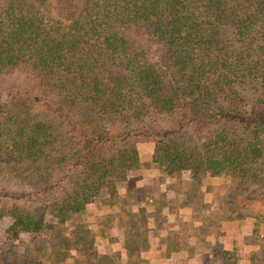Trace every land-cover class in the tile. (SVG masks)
Masks as SVG:
<instances>
[{
	"label": "trees",
	"instance_id": "trees-1",
	"mask_svg": "<svg viewBox=\"0 0 264 264\" xmlns=\"http://www.w3.org/2000/svg\"><path fill=\"white\" fill-rule=\"evenodd\" d=\"M145 141L169 176L235 175L219 214L264 223V0H0V220L11 217L9 238L82 213L138 162ZM147 218L133 214L139 242ZM262 241L253 238L247 264H264ZM124 250L126 264L144 262L140 246ZM89 254L92 264H116ZM212 256L238 263L228 249Z\"/></svg>",
	"mask_w": 264,
	"mask_h": 264
},
{
	"label": "rangeland",
	"instance_id": "rangeland-1",
	"mask_svg": "<svg viewBox=\"0 0 264 264\" xmlns=\"http://www.w3.org/2000/svg\"><path fill=\"white\" fill-rule=\"evenodd\" d=\"M149 122L144 115L142 124ZM136 148L138 162L129 164L124 176L112 178L82 213L64 224L47 217L43 223L22 227L18 238L12 239L5 231L11 217L0 220V263L92 264L89 253L97 251L111 255L116 264H126L124 245L131 244L133 249L140 246L138 254L144 261L140 264H222L212 256V251L222 249L236 252L237 264H247L253 238L263 246L264 223L252 217L229 221L219 214L226 206L227 187L237 177L202 175L194 182L188 171L169 176L152 163L151 142H138ZM261 194L257 195L262 198L264 191ZM248 207L262 206L251 201ZM136 212L139 221L148 215L151 223L140 242L136 238L143 227L132 226ZM167 231L181 250L175 251L167 241Z\"/></svg>",
	"mask_w": 264,
	"mask_h": 264
}]
</instances>
